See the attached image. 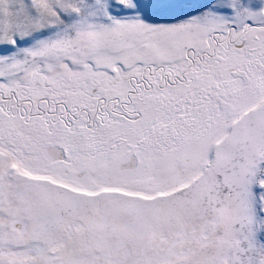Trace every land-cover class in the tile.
I'll use <instances>...</instances> for the list:
<instances>
[{"label": "snow or ice", "instance_id": "6c2138e0", "mask_svg": "<svg viewBox=\"0 0 264 264\" xmlns=\"http://www.w3.org/2000/svg\"><path fill=\"white\" fill-rule=\"evenodd\" d=\"M0 264H264V0H0Z\"/></svg>", "mask_w": 264, "mask_h": 264}]
</instances>
